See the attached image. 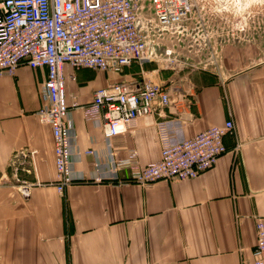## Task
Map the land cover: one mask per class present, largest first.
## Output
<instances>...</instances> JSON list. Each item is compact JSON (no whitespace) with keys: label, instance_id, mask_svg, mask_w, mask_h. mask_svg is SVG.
I'll use <instances>...</instances> for the list:
<instances>
[{"label":"crops","instance_id":"crops-1","mask_svg":"<svg viewBox=\"0 0 264 264\" xmlns=\"http://www.w3.org/2000/svg\"><path fill=\"white\" fill-rule=\"evenodd\" d=\"M196 3L186 33L219 42L242 32L232 29L226 2ZM237 43L220 42L222 61L211 68L176 53L174 65L133 63L120 73L65 65L73 170L83 179L63 193L51 128L37 115L46 70L23 64L0 76V264H254L264 219V59L251 42ZM142 78L167 86L178 104L140 118L110 149L84 110L97 90ZM173 116L187 138L233 120L227 153L185 181L138 184L131 167L112 178L111 153L121 161L136 152L137 167L160 159L156 122Z\"/></svg>","mask_w":264,"mask_h":264},{"label":"built area","instance_id":"built-area-1","mask_svg":"<svg viewBox=\"0 0 264 264\" xmlns=\"http://www.w3.org/2000/svg\"><path fill=\"white\" fill-rule=\"evenodd\" d=\"M195 13L197 3L193 0H0V76L15 75L23 64L46 70L37 115L51 128L60 193L83 179L73 170L74 138L67 119L65 65L120 73L133 63L157 62L162 55V60L174 65L180 59L169 49L159 54L155 33L159 38L184 35L186 23ZM176 104L178 100L167 86L142 78L97 90L84 114L88 121L100 124L111 149V140L135 127L140 118ZM182 125L180 116L156 122L161 146L157 162L137 167L136 152L121 161L114 160L111 153L112 178L116 179V171L123 167L133 168L130 181L142 185L197 178L227 153L225 138L235 131L233 120L228 119L187 138ZM256 229L253 263L264 264V219L258 220Z\"/></svg>","mask_w":264,"mask_h":264},{"label":"rangeland","instance_id":"rangeland-1","mask_svg":"<svg viewBox=\"0 0 264 264\" xmlns=\"http://www.w3.org/2000/svg\"><path fill=\"white\" fill-rule=\"evenodd\" d=\"M193 2H226L224 11L232 20L230 24L232 29L236 32L244 31L246 35L242 36V32L236 33L234 38L225 35L218 42L215 38L205 39L190 33L185 35L168 34L159 38L156 32L154 38L159 46V54L162 55L167 46H170L174 53L182 58H180L181 61L188 65L196 64L198 68L208 65V68H211L222 61L220 49L219 54L217 53L220 42L236 41L242 46L243 43L249 41L251 46L259 52L256 54V58L264 59V0H193ZM164 58L165 56L162 55L155 64L167 66L166 62L162 60ZM179 68L180 66L176 69L179 70Z\"/></svg>","mask_w":264,"mask_h":264}]
</instances>
